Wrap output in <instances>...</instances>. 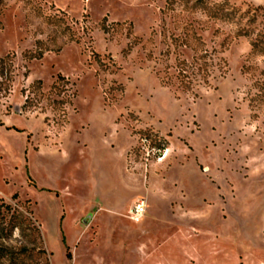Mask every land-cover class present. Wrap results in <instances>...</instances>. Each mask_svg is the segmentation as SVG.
<instances>
[{
    "label": "rangeland",
    "instance_id": "rangeland-1",
    "mask_svg": "<svg viewBox=\"0 0 264 264\" xmlns=\"http://www.w3.org/2000/svg\"><path fill=\"white\" fill-rule=\"evenodd\" d=\"M196 1L0 0V264H264V0Z\"/></svg>",
    "mask_w": 264,
    "mask_h": 264
},
{
    "label": "trees",
    "instance_id": "trees-1",
    "mask_svg": "<svg viewBox=\"0 0 264 264\" xmlns=\"http://www.w3.org/2000/svg\"><path fill=\"white\" fill-rule=\"evenodd\" d=\"M213 0H197L195 7L202 8L207 11L212 19L233 22L237 19L238 11L234 8L228 7V0H224L222 4L212 3ZM175 2V1H173ZM255 13L249 21L248 29L241 31V36H255L256 39L252 44L253 52L256 54H264V14L258 12L264 10V7L253 9ZM252 12V11H251ZM262 18L263 21L257 24L258 19ZM257 24L258 27H251ZM220 61L223 62V59ZM215 58L211 56H204L195 59L191 64L184 61L180 63L181 84L187 90H192L197 85L210 86V78L212 68L215 67ZM179 65V67H180Z\"/></svg>",
    "mask_w": 264,
    "mask_h": 264
},
{
    "label": "built area",
    "instance_id": "built-area-1",
    "mask_svg": "<svg viewBox=\"0 0 264 264\" xmlns=\"http://www.w3.org/2000/svg\"><path fill=\"white\" fill-rule=\"evenodd\" d=\"M147 214V204L144 200H139L135 203L130 211V218L132 221L139 223Z\"/></svg>",
    "mask_w": 264,
    "mask_h": 264
},
{
    "label": "crops",
    "instance_id": "crops-1",
    "mask_svg": "<svg viewBox=\"0 0 264 264\" xmlns=\"http://www.w3.org/2000/svg\"><path fill=\"white\" fill-rule=\"evenodd\" d=\"M166 226H169L171 228L178 229L179 226H181V225H179L176 221H170L168 224H166Z\"/></svg>",
    "mask_w": 264,
    "mask_h": 264
}]
</instances>
